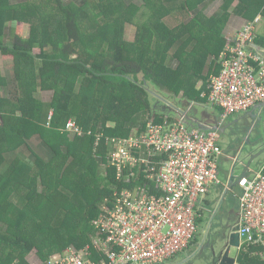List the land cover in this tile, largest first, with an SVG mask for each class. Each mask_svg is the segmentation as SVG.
<instances>
[{"label": "trees", "instance_id": "1", "mask_svg": "<svg viewBox=\"0 0 264 264\" xmlns=\"http://www.w3.org/2000/svg\"><path fill=\"white\" fill-rule=\"evenodd\" d=\"M234 1L235 15L264 16V0H222L210 16L194 0H0V56L13 64L11 87L0 70V264H29L31 246L42 261L69 245L95 251L94 221L111 187L125 185L114 177L106 137L133 135L134 124L142 129L148 118L160 120L148 86L204 101L193 83L204 78L206 57L195 50L217 55L224 48L222 23ZM190 6L188 20L164 23L165 15L190 12ZM128 25L135 28L132 39L125 35ZM171 50L177 65L161 72ZM38 89L52 91L49 102ZM115 101L117 111L110 114ZM68 119L81 134L62 131ZM33 137L49 149L45 158L28 146ZM39 185L48 192H39ZM248 249L241 245L239 264L256 258Z\"/></svg>", "mask_w": 264, "mask_h": 264}, {"label": "built area", "instance_id": "2", "mask_svg": "<svg viewBox=\"0 0 264 264\" xmlns=\"http://www.w3.org/2000/svg\"><path fill=\"white\" fill-rule=\"evenodd\" d=\"M259 20L260 15L246 20L227 39L220 68L201 94L220 108L218 127L228 116L264 103V51L254 45ZM62 131L70 136L82 133L71 119ZM106 141L111 145L108 159L114 177L125 185L111 187L107 206L94 221L95 251L88 245H69L36 264H161L194 240L202 199L221 182L218 129H198L182 117L164 116L159 121L151 117L140 132ZM139 178L143 184L131 183ZM236 185L238 231L245 234V244L260 248L264 259V165L254 174L238 176ZM93 254L98 257L92 258Z\"/></svg>", "mask_w": 264, "mask_h": 264}, {"label": "rangeland", "instance_id": "3", "mask_svg": "<svg viewBox=\"0 0 264 264\" xmlns=\"http://www.w3.org/2000/svg\"><path fill=\"white\" fill-rule=\"evenodd\" d=\"M15 1L16 0H12V2H15ZM63 1L70 2V1H76V0H63ZM133 2L139 3V0H133L132 3ZM194 2H195V5L197 4L196 7H198L200 10L203 11V14L210 16L219 9V6L222 3V0H211L208 5H206L205 7H202V8H200V6L203 5L202 0H194ZM204 2H206V1H204ZM235 4H236V2H233L228 7V14L229 15L226 18V20H224L222 23L221 31L227 36V39L232 38L235 35L236 31L239 29L238 26H240L237 22L234 21V18H236L235 16H232L233 18H231V19H233V20H231V22L229 19L230 15L234 14L233 9H234ZM193 8H194V6H190V12H188V11L185 12V11L179 10V11H176L172 14H169L168 16L165 15L163 17L164 23L168 27H172V26H175L176 24H179L183 21L188 20L192 15L191 12H193V10H194ZM244 18H246V17L244 16ZM260 18H262V15L260 16ZM246 19H248V17ZM257 37L259 39V35ZM261 39L264 41L263 37H261ZM202 49L203 48L199 47V49L195 50V51H197L198 54L201 52L206 58L209 57L210 53L207 52L206 50H202ZM37 50L38 49H34L33 52L36 53ZM172 57L173 56H169V55L165 56L166 61L160 67L161 72H166L168 66L171 68L176 67L177 60L174 57H173L174 59H172ZM163 58L164 57L162 56V60H163ZM219 61H220V55L218 54L215 62H219ZM171 62H172V64H171ZM1 65H2V69H3L2 72L9 73L8 75H6L7 81H5L8 83L10 78H12L11 69L13 67V64L11 62V63H6V64L1 63ZM71 79H73V78L71 77ZM7 85H9V83ZM9 87H11V86L9 85ZM205 89H207V86ZM1 91L2 90L0 89V92ZM148 92H149V97L152 100V104L154 105L153 111L155 110L159 114V116H161V117L170 116L171 118H178V117L184 118V116H180L181 112L187 111V109L190 106V104H188L185 99H182L180 97H173L172 94L166 95L162 91H158V90L152 88L151 86H148ZM37 96L42 101L49 102L51 99V96H52V91L51 90L38 89ZM118 102L119 101H115L116 105L110 109V114H112L114 111L115 112L117 111ZM173 106L177 107L181 110L180 115L177 113V110L173 108ZM150 114L154 115V113L152 111L150 112ZM161 117H159V119ZM227 119H224L221 127L220 126L218 127L217 125H216L217 127H215L216 129H218V133H219V128L222 129L221 134H220L221 141L219 144H221V146L223 147V150H229V152L230 151L235 152L238 149V147L240 145H242L243 148L241 150H243V152H241L240 158L244 162H246L248 159H246V157L244 156V153H246L245 152L246 149L256 146L255 144L252 146V144L261 135V133L259 132L260 128H261V124H260L261 122H259L258 119H256V118H252L250 115L246 114V112H239V113H236L234 115H231V117H229V119H231L229 124H227V121H226ZM107 125L112 126V125H114V123L111 121H108ZM47 129H49V128H47ZM198 129H200V128H198ZM203 130H205V129H203ZM133 132L136 133L135 130ZM37 138L40 141L39 143H42V140L39 137H37ZM48 138H51V137H48ZM218 141H219V139H218ZM30 146H32V145H30ZM39 147H40V145H38V148ZM34 148L37 150L36 147H34ZM35 153L40 155V156H43L41 154V152L35 151ZM263 160H264V152L261 155H259L256 159H254V162L260 163ZM255 164H253L252 166L254 167ZM103 167H105V166L102 165L101 169ZM240 168H241L240 165H236L235 171H237V169H240ZM98 171H100V169ZM102 173L105 175V172H103V170H102ZM38 191L42 192V193L48 192L47 188H44L40 185L38 186ZM110 193H109V195H110ZM87 197L89 198L88 195H87ZM108 198L109 197H107V199ZM103 205L101 206V208L103 207ZM213 207H214V205H213ZM11 208L14 209V207H11ZM215 209H216V207L214 208V211H215ZM15 211L16 210H14V212ZM14 212H12V213H14ZM223 212H221V210H218L216 212V214H214L215 218L210 222L208 234H207L206 238L204 239V242L201 243L205 248H204V250L200 249L194 255L195 256V259H193L195 262L194 264H212V262L210 260V258H212L210 247H212V246H213L214 252L216 254H218L220 252V248L222 247V238L219 235V232H220V229L227 223V221H230L228 219V217L231 218L227 213H223ZM209 214H210L209 212H206L204 218H206V216H209ZM69 222H70V220H67V223H69ZM238 224H239V219H238ZM207 225H208L207 220H204V221H202L201 224H199V229H198L199 236L197 237L199 242L201 241V238H202L203 234L205 233V229L207 231ZM243 243L244 242L242 239L240 244L242 245ZM198 247H199V245L197 243H194L193 245H190L189 248L185 249L183 252L177 254L175 257H172L171 259H169V260H167L161 264H171L172 262H181L180 259L182 257L187 256L188 254H193L197 250ZM239 249L231 248L229 255L237 259V253H238ZM25 255H26V258H27L29 264L30 263L36 264V263H39L40 261H42L39 258V256L37 255L36 248L33 246H31L25 252ZM217 257H220V255H218Z\"/></svg>", "mask_w": 264, "mask_h": 264}, {"label": "crops", "instance_id": "4", "mask_svg": "<svg viewBox=\"0 0 264 264\" xmlns=\"http://www.w3.org/2000/svg\"><path fill=\"white\" fill-rule=\"evenodd\" d=\"M125 1L132 3L133 0H125ZM204 1H206V2H204ZM210 1L211 0H203V5L200 6V8L208 5ZM234 2H236V1H234ZM221 4H220V6H221ZM220 6H219V9H220ZM258 15H260V14H258ZM232 16L236 17V18H234V21L240 25V26H238L239 29L241 28L242 24L246 20H251V19H246V18L239 16V15L231 14L229 17L230 22H231V20H233V19H231V18H233ZM263 17L264 16H262V18H260L259 22L256 25L255 36H254V45L264 49V41L261 39V37L264 38V18ZM134 32H135V28L132 27L131 25H128L125 28L126 38L132 39L134 37ZM222 35L227 40V36L223 32H222ZM258 35H259V39L257 37ZM223 49L218 50L219 55L223 52ZM36 52H38V50ZM171 52H172V50H171ZM173 54L174 53L172 52V53H170L169 56L174 57ZM215 54L216 53H211L210 56L207 57L201 64L200 73H201V75H204V78L202 76H198V77H195V79H194L193 85H194L195 91L200 90L201 94L203 92H206L207 89H205V88L207 86V83H208L210 77L212 75L216 74L220 68V61L215 62L218 54L217 55H215ZM173 57H172V59L175 58V57L174 58ZM11 62H12L11 59H5V58L0 56V70H1L2 76L5 78V80L7 79L6 75H8L9 73L2 72L3 69H2L1 63L6 64V63H11ZM171 64H172V62H171ZM12 71L13 70L11 69V73H12ZM11 80H12V78H10V80L8 82L9 85L12 84ZM166 95H169V94H166ZM173 97H179V96H175L173 94ZM187 103H189L190 106L187 109V111H183V112H185V114H187L190 111V113L192 112L191 114H193L195 117H197L196 119H198L197 120L198 123L195 124V126L204 127V129H206L205 126H207V125H212V126L217 125V122H218L219 117H220L219 116L220 115V108L211 106L207 102L206 98L202 102H198V101L193 100L191 102L187 101ZM194 105H195V107H194ZM173 108L176 110L178 109L177 107H174V106H173ZM257 112L258 111H256V110H252V111L249 110L246 114L250 115L252 118H256V116L258 115ZM199 116H201V117L199 118ZM229 117H231V116H228L227 117L228 119L226 118L227 124H229V122L231 120V119H229ZM137 118L140 120L142 119L139 117H137ZM71 120H73V119H71ZM144 125H145V123H144ZM132 127H133L132 128L133 131L135 130L136 133H138L142 130V129H139V125H136V124H134ZM221 131H222V129L219 128V133H218L219 143L221 141V138H220ZM133 133H135V132H133ZM39 142L40 141L36 137H33L30 140H28L29 144L28 143L27 144L33 152H35V151L41 152L43 157H46L49 153V149L47 148L46 145H43L42 143H39ZM30 145H32L33 147ZM38 145H40L39 148H38ZM220 146H221V144H220ZM34 147H36L37 150ZM242 148H243L242 145H240L235 152H233V151L229 152V150H223V147L221 146L222 152L217 158V171H218V175H219L221 182L219 184H216L213 187L209 188L207 194L202 199V202L200 204L201 211H202L201 218H203L202 221H204V219H207L210 216L216 214V212L218 210H221V212L224 211L223 213H227L232 218V220L238 222V219H239V201L235 195L239 190V188L236 185L237 178H238V176H240L242 174H250V175L254 174V173L258 172L262 168V166L264 165V160L260 163L254 162V159H256L259 155H261L264 152V151H261V148H259L258 146L250 148V149H252V151L257 153V155L253 156V158L250 157L249 154L244 153V156L246 157V159H248L246 162H244L240 158V154H241V152H243V150H241ZM250 149H248V150L246 149L247 151H245V152H251ZM25 151L26 150L24 148V152ZM22 156H24V159L26 157L29 160L30 154L28 152H26L24 155L22 154ZM253 164H255L254 167L252 166ZM236 165H240V167H241L240 169H237V171H235ZM213 205H214V207H213ZM215 207H216V209L214 211ZM206 212H209L210 214H209V216H206V218H204ZM250 246L252 247V249H248V252H249V254H251V256H255L256 258L252 259V261H250L249 264H264V259L258 254V252L260 251V248L257 246H253V245H250ZM190 255L191 254H188L184 258L190 257ZM181 259H183V257ZM210 260H211L212 264H218L219 257L210 258ZM235 262H236V264H239L238 259H236V258H235ZM175 263H177V262H172L171 264H175Z\"/></svg>", "mask_w": 264, "mask_h": 264}, {"label": "water", "instance_id": "5", "mask_svg": "<svg viewBox=\"0 0 264 264\" xmlns=\"http://www.w3.org/2000/svg\"><path fill=\"white\" fill-rule=\"evenodd\" d=\"M259 49H261L262 51H264L263 48L258 47ZM264 55V52H263ZM191 102V101H190ZM189 104V103H188ZM193 106V105H192ZM195 107V105H194ZM254 110L258 111V115L256 116V119H258L259 122H261V128H260V137L252 144V146L255 144L256 146H258L259 148H261V151H264V103L258 104L256 106L253 107ZM179 109V108H178ZM192 113V112H191ZM190 111L185 114L184 112V120L187 124H189L190 126H193L195 128H200V129H204V127H199V126H195V124L198 123V119H196L197 117H195L193 114H191ZM201 116H199L200 118ZM196 119V120H195ZM206 129L208 128H215L217 127L216 125L212 126V125H207L205 126ZM253 148V147H252ZM250 149V148H248ZM247 149V150H248ZM246 150V151H247ZM251 152H246L247 154H249L250 157L253 158V156H256L257 153L252 151V149H250ZM255 154H254V153ZM214 215L210 216L207 219L208 225H207V231L205 229V233L203 234L201 241H196L195 243H197L199 245V247L197 248V250L190 255V257H188L187 259L184 258L186 256L183 257V259H181V262H177L175 264H194V260L195 259V254L200 250H204V246L201 244L204 242V239L206 238L207 234H208V230L210 227V222L214 219ZM228 219L230 221H227V223L220 229L219 235L222 238V247L220 248V252L218 254H216L214 252L213 246L210 247L211 248V257L215 258L218 255H222L221 258L219 259L218 264H236L235 262V258L229 256V252L231 248H235V249H239L241 247L240 242L242 241V239L245 237V234H240L238 229H239V224L237 221L232 220L231 218L228 217ZM202 223V222H201ZM200 223V224H201ZM195 239V238H194ZM213 244V243H212ZM183 261V262H182Z\"/></svg>", "mask_w": 264, "mask_h": 264}, {"label": "flooded vegetation", "instance_id": "6", "mask_svg": "<svg viewBox=\"0 0 264 264\" xmlns=\"http://www.w3.org/2000/svg\"><path fill=\"white\" fill-rule=\"evenodd\" d=\"M248 111H249V110H248ZM248 111H246V113H247ZM180 112H181V110H180V109H177V113H178L179 115H180ZM183 115H184V112L182 111L180 116H183ZM198 236H199V232L197 231V234H196L195 237H198ZM221 256H222V255H220L219 259L221 258Z\"/></svg>", "mask_w": 264, "mask_h": 264}]
</instances>
